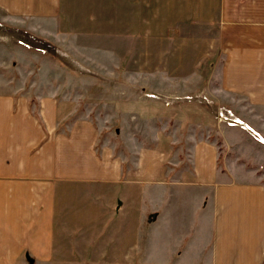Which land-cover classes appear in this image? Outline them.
Masks as SVG:
<instances>
[{"label": "crops", "instance_id": "1", "mask_svg": "<svg viewBox=\"0 0 264 264\" xmlns=\"http://www.w3.org/2000/svg\"><path fill=\"white\" fill-rule=\"evenodd\" d=\"M115 4L142 82L105 88L104 117L13 85L33 56L0 42V264H264V0H0V19L68 43L111 33Z\"/></svg>", "mask_w": 264, "mask_h": 264}, {"label": "rangeland", "instance_id": "2", "mask_svg": "<svg viewBox=\"0 0 264 264\" xmlns=\"http://www.w3.org/2000/svg\"><path fill=\"white\" fill-rule=\"evenodd\" d=\"M114 2L120 5L121 0H114ZM98 4L104 7L105 0H98ZM116 7L115 4L114 26L111 33L106 34L105 30H98L96 38L93 35L92 38L88 37L83 33L81 37H72L68 43H62V36L56 25L53 26L51 22L43 21L40 17L27 27L14 17L8 19L4 16L0 19V39L4 40H0V42L5 41L3 42L4 46L16 45L22 50L23 58L33 56V67L29 66L30 72L27 74L22 71L16 72L11 80L12 84L22 89L30 86L37 87L39 93L44 95L53 91L50 89L59 86L67 88V91L70 92L67 98L71 100V104L74 101L78 102L76 111L71 112L72 117H69L71 120L85 112L86 108L93 109L92 117H96L99 113L101 117H104V111L100 110V107H96L94 102L108 103L109 100H105L106 95L103 93L105 88L113 90L114 96H118L119 99L113 100L116 105L123 101L120 95L122 89L138 87V84L142 82L140 70H142L143 64L139 62L140 56L124 54L129 61L123 60L122 50L125 47L128 32L122 28L121 13L120 11L118 14L116 13ZM54 20L55 15H52L53 23ZM129 33L132 34V31ZM100 35L102 37L107 35L110 38L105 41ZM63 65L69 71H63ZM20 66L22 67V65ZM24 70L26 72V69ZM111 71L115 72L114 77H111ZM124 72L127 74L123 76ZM43 88H47L49 91H43ZM73 88L80 92L81 96L72 94ZM205 97L207 96L204 95L203 98V95L198 94L160 100V96L140 90L137 92L136 101L151 105L159 102L164 107H169L171 102L181 101L207 104ZM218 112V109L210 111L217 124L224 125L225 123L217 117ZM230 114L235 119L234 112L231 111ZM116 128V124L108 128L109 133L115 132Z\"/></svg>", "mask_w": 264, "mask_h": 264}, {"label": "built area", "instance_id": "3", "mask_svg": "<svg viewBox=\"0 0 264 264\" xmlns=\"http://www.w3.org/2000/svg\"><path fill=\"white\" fill-rule=\"evenodd\" d=\"M187 99H188V97H187ZM218 111L219 112L217 113V117H218V119L221 122H224L228 126H232V125H235V124L240 125V122L239 121H237V120H235V119L232 118V115L230 114L229 111L224 110L223 108L218 109ZM254 137L257 138V136H254ZM257 139H258V141H261L259 138H257ZM261 142L264 143V140L261 141Z\"/></svg>", "mask_w": 264, "mask_h": 264}, {"label": "trees", "instance_id": "4", "mask_svg": "<svg viewBox=\"0 0 264 264\" xmlns=\"http://www.w3.org/2000/svg\"><path fill=\"white\" fill-rule=\"evenodd\" d=\"M36 117V116H35ZM37 118V117H36ZM37 120H38V118H37Z\"/></svg>", "mask_w": 264, "mask_h": 264}]
</instances>
